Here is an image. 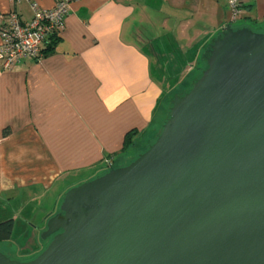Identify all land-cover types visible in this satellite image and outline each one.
<instances>
[{"label":"water","instance_id":"obj_1","mask_svg":"<svg viewBox=\"0 0 264 264\" xmlns=\"http://www.w3.org/2000/svg\"><path fill=\"white\" fill-rule=\"evenodd\" d=\"M202 60L146 148L69 187L45 247L0 264H264V30L228 24Z\"/></svg>","mask_w":264,"mask_h":264},{"label":"crops","instance_id":"obj_2","mask_svg":"<svg viewBox=\"0 0 264 264\" xmlns=\"http://www.w3.org/2000/svg\"><path fill=\"white\" fill-rule=\"evenodd\" d=\"M57 1L34 0L39 9ZM241 3L232 25L264 30V0ZM11 10L24 22L34 14L26 0H0V15ZM229 22L226 0H71L38 60L0 63V221L14 225L6 204L21 209L50 192L54 214L75 182L124 163L125 135L134 144L149 130L165 88Z\"/></svg>","mask_w":264,"mask_h":264},{"label":"rangeland","instance_id":"obj_3","mask_svg":"<svg viewBox=\"0 0 264 264\" xmlns=\"http://www.w3.org/2000/svg\"><path fill=\"white\" fill-rule=\"evenodd\" d=\"M202 64L203 63L201 61L198 65L192 68L193 70L182 69L183 72L182 74L180 73L181 81H178V83L171 88H165V92L160 98L149 130H147L143 136L138 138V140L129 147L126 158H124L125 162L131 160L138 152L144 150L149 142L155 137L162 120L166 117L170 99L174 95L182 93L189 88L192 80H194L198 75ZM170 83L171 80L167 82V85H174V82L171 84ZM78 183L80 182H75L73 185ZM24 198L22 199L24 200ZM52 200V193L50 192L47 194H41L36 198H32V200H25V202L23 201L26 206L21 209L12 203H10L8 206L6 204L5 210H8V207L10 208L9 210L13 212L15 221L13 225L12 237L8 241H0V251H3L10 257L19 260H27L37 255L47 244V240L41 239V233L43 231L41 228L45 226L46 223L43 222L44 218H48L47 216L53 212ZM60 201L61 198L59 199L58 204ZM58 204L54 213L57 212ZM11 246H13V248H11ZM33 247L39 249H36L37 251L35 250L32 252ZM20 248L23 251L30 252V254H19L18 251Z\"/></svg>","mask_w":264,"mask_h":264},{"label":"built area","instance_id":"obj_4","mask_svg":"<svg viewBox=\"0 0 264 264\" xmlns=\"http://www.w3.org/2000/svg\"><path fill=\"white\" fill-rule=\"evenodd\" d=\"M26 1L34 12L30 21H22L15 10L0 15V63L3 69H10L26 59L38 60L47 37L64 30L71 0H59L49 9H39L34 0ZM226 1L230 12L229 23L232 24L241 15L242 3L241 0Z\"/></svg>","mask_w":264,"mask_h":264},{"label":"trees","instance_id":"obj_5","mask_svg":"<svg viewBox=\"0 0 264 264\" xmlns=\"http://www.w3.org/2000/svg\"><path fill=\"white\" fill-rule=\"evenodd\" d=\"M59 32H55L54 34H52V35H57ZM202 63H203V60H202ZM203 65V64H202ZM187 90V89H186ZM184 92V91H183ZM178 94H180V93H178ZM171 100V99H170ZM170 103V102H169ZM166 115H167V112H166ZM166 118V117H165ZM164 118V119H165ZM163 119V120H164ZM163 120H162V122H163ZM161 122V123H162ZM160 126H161V124H160ZM160 126H159V129H160ZM159 129H158V131H159ZM133 131H130V132H128L126 135H125V137H124V142H123V149H125V150H127V149H129V147L130 146H132L133 145V140H132V137H133ZM156 136V135H155ZM155 138V137H154ZM153 138V139H154ZM152 139V140H153ZM151 140V141H152ZM150 141V142H151ZM149 142V143H150ZM130 160H128V161H126V162H124V163H118V164H115V165H111V167H113V166H120V165H124V164H126L127 162H129ZM103 173V172H102ZM101 174V173H100ZM63 195V194H62ZM12 232H13V219H7V220H4V221H0V241H8V240H10L11 239V237H12Z\"/></svg>","mask_w":264,"mask_h":264}]
</instances>
